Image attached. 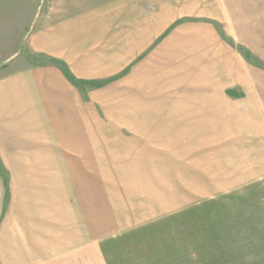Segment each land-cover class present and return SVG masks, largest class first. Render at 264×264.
Returning <instances> with one entry per match:
<instances>
[{
	"label": "rangeland",
	"instance_id": "374dc122",
	"mask_svg": "<svg viewBox=\"0 0 264 264\" xmlns=\"http://www.w3.org/2000/svg\"><path fill=\"white\" fill-rule=\"evenodd\" d=\"M72 1L0 0V120L30 103L25 72L48 79L66 135L95 140L65 159L82 189H62L90 212L51 209L41 258L46 222L23 214L31 192L0 131V264H264V0ZM59 32L66 54L33 46Z\"/></svg>",
	"mask_w": 264,
	"mask_h": 264
},
{
	"label": "crops",
	"instance_id": "0c3cea01",
	"mask_svg": "<svg viewBox=\"0 0 264 264\" xmlns=\"http://www.w3.org/2000/svg\"><path fill=\"white\" fill-rule=\"evenodd\" d=\"M83 1L84 0H73L72 2L73 4L76 5H82ZM88 1H85V3L87 4ZM105 1L107 2V6H108V8H105V12H109V11L114 12V11L122 10L127 7H134V6L138 7V5L141 3L142 0H105ZM156 5L158 9L161 11L162 4L158 1ZM171 10L172 9L169 8V10H166V12L167 11L171 12ZM181 10H185V9H181ZM72 27H73L72 25L65 27L64 30L67 31L68 28H72ZM48 36L50 37V35ZM48 36L47 34L43 35L42 39H45L46 41L44 40L41 43L35 41L33 46L37 49L45 50L55 55L67 53L65 51L66 50L65 45L67 44L66 43L67 41L65 42L66 38L63 37V33L59 32L57 35L53 33L50 39ZM80 47L81 45L77 46V49ZM25 73L23 74H25L26 77H29L30 80H26L24 84H27L32 88L31 95H29L31 97V100H29L30 103H28L25 106L24 111L20 112L16 118H13L8 121L0 120V131L11 134L10 135L11 142L9 148L11 151L13 150L14 152L10 153V155L16 156V158L21 159V160L19 159L20 161L17 162L19 164L15 166L18 168V170L16 171L19 172L20 178L22 179L25 178L26 186L31 192L28 196L31 199V201L25 203L26 206L24 207L25 209L23 214L25 216H29L33 218V220L37 222V225L39 220H41L42 222H46L45 224L42 225L43 229L39 230L40 236H42L43 239L41 240V246H39L41 247V249L38 248L37 250L39 251L38 254L41 258H45V256L46 258H48L49 253L51 252L50 250L51 235L49 232L50 227L48 224L50 219L51 209L58 210L57 219H62V220L65 219L64 210H67L68 207L70 208L71 203L74 206V208L75 206L78 207V216L80 219L81 216L85 217L84 214L82 215L83 212L85 213L90 212V209L86 210L84 208L82 209V207H79V205L81 204L80 193H77L76 198L78 200L76 199V203H75V198H74L75 193L73 192L74 193L73 195L66 192L63 193L62 189L70 188L74 190V187H76L77 190L82 189L84 185L82 182V171H83L81 170L82 164H78L74 168H71V177H72L71 179V177L67 176L68 171L65 167V161H66L65 159L67 156L69 157L75 156L80 158H82V156H88V155H90L89 157L94 156L96 152L95 143H94L95 140L91 139L92 134L90 133L91 134L90 137V135H88V131L82 134L80 127H78L77 132L73 131L70 132L69 135H66L67 130L65 131L64 129L65 120H61L63 118H66V116L62 118L57 113L52 112L50 108V106H52V103L49 100L48 90H45V88H47L48 86L47 84H49V82L47 81L48 79L45 80L44 82L45 84H43L41 87V83H39V80L36 78V82L38 84V86H36L34 85L35 80L31 75L32 73H34V71L25 72ZM148 76L151 80V76L150 75ZM20 78L21 76L18 75L12 84H15L16 81L18 82V85L21 84L23 80H20ZM57 80L58 81L55 82L56 85H54V88H56L54 91L57 92V94H61L62 93L61 90H63L64 87H70L69 85L63 86L64 82H62L61 78H58ZM141 80L143 81V83L139 82L140 83L139 86H141V84H146L144 86L150 88L149 85H152V83L154 84L156 83V81L155 82L151 81L152 83L150 84L149 79L143 80L141 78ZM215 81L216 83L218 82L216 79ZM206 82H208V78H206ZM206 84L210 86L214 85L212 84V80L210 81V84L209 83ZM33 86H35L36 89ZM40 88L41 89L43 88L44 90L41 91L39 90ZM202 93L204 94V97L209 96L210 94L205 90H202ZM213 94L214 93L212 92V94L210 95L212 96ZM67 98H68L67 96L63 97L64 104L65 102H67ZM218 98L219 100H225V101L227 100L222 95H218ZM57 99H59V97ZM208 101H212V100H208ZM237 113H238L237 111H234L232 116L233 117L238 116ZM60 130H62L63 132L59 133ZM135 134H137V136L139 137L135 136L134 134L132 135V137L137 138L138 142L144 149V146L142 144V142H144L145 140L144 136H142L138 132ZM82 137L83 138L86 137L85 139L89 140V144H87L86 142L83 143ZM0 149H2V147H0ZM85 150L87 154L85 153ZM131 153L133 154L134 152ZM2 155L4 154L1 153V156ZM53 160H55V163H51ZM92 162L94 161L90 158L89 160L90 167L93 166L95 167V165ZM107 162L108 160L106 161V163H104V166L105 164H107ZM114 162L115 164H118L116 161ZM104 171L107 170L105 169ZM73 172L74 174L75 173L78 174L77 177L75 176V179ZM23 173L25 174L24 176L22 175ZM66 177L70 180L66 181ZM17 180L20 179L17 177ZM60 209H62L61 214H60ZM60 252L61 251L59 250V254ZM40 262L41 264H43L42 261Z\"/></svg>",
	"mask_w": 264,
	"mask_h": 264
},
{
	"label": "bare ground",
	"instance_id": "6f19581e",
	"mask_svg": "<svg viewBox=\"0 0 264 264\" xmlns=\"http://www.w3.org/2000/svg\"><path fill=\"white\" fill-rule=\"evenodd\" d=\"M201 193V192H200Z\"/></svg>",
	"mask_w": 264,
	"mask_h": 264
}]
</instances>
